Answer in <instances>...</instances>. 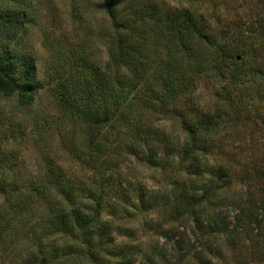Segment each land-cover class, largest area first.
<instances>
[{"label": "rangeland", "instance_id": "374dc122", "mask_svg": "<svg viewBox=\"0 0 264 264\" xmlns=\"http://www.w3.org/2000/svg\"><path fill=\"white\" fill-rule=\"evenodd\" d=\"M108 2L125 25L142 17L127 36L114 33L104 0H0V53L29 59L35 85L23 103L17 93L0 91V264H264V228L257 243L253 224L244 226L251 227L249 234H205L213 215L232 228L240 207L264 198V177L256 174L264 167V0ZM167 17L185 18V24L190 19L203 36L229 38L231 47L241 41L244 54H228L242 65L230 64L222 80L214 71L199 72L198 61L211 47L194 44L192 29L181 45L161 24ZM9 19L21 24L6 29ZM117 39L125 54L134 40L132 49L144 58L147 71L120 85L111 73V90L120 93L116 103L124 118L108 132H97L106 139L96 153L86 147L96 131L85 126L84 116L70 110L61 94L68 88L85 97L84 67L104 71L108 49ZM256 65L257 73H246ZM167 76L174 81L185 76L183 96L157 99L149 85L160 90ZM112 100L111 113L116 108ZM192 107L229 114L232 109L239 116H224L211 136L203 164L225 173L216 178L220 186L212 200L194 206L186 203L187 196L199 195L192 181L205 176H189L190 167L177 152L185 137L179 114ZM139 126L140 137H135L132 128ZM57 182L77 187L80 223L60 209L70 204Z\"/></svg>", "mask_w": 264, "mask_h": 264}, {"label": "trees", "instance_id": "16d2710c", "mask_svg": "<svg viewBox=\"0 0 264 264\" xmlns=\"http://www.w3.org/2000/svg\"><path fill=\"white\" fill-rule=\"evenodd\" d=\"M104 2L106 4V14L112 22L114 33L117 37L127 36V32L131 29H135V23L138 20L142 19V17L137 18L134 23H132V25H125L124 23L120 22L117 16L118 14H116L115 9L112 5H110L108 0H104ZM154 19L155 22H157L158 15H155ZM183 19L185 18L176 17L172 19L167 17L163 22H161V24L165 26V30L168 33L172 34L179 40L181 45L183 44L184 37L187 35L186 33H189V30L192 29L194 31V33L192 34L194 44L204 43L208 46V48L211 47L210 52L204 58L198 61L197 65L200 68L199 72L201 70L214 71V76L222 80V78L224 77L225 70L230 67V64L237 61L234 54L229 55L228 53L234 50L238 51L239 54H241L240 56L244 54L242 53L244 52L243 47L239 46V43L241 41H238L236 45L233 44V46L231 47L229 45V38L225 37V39H220L219 41H216L213 38L203 36V29L200 31L196 25V22H192L190 21V19H187L185 24L183 22ZM18 24H21V22L15 21L14 19H9V21L4 23V28L12 29ZM182 25H184V27H182ZM10 37V34L4 33L5 39H10ZM118 40L119 39H117V45L114 48L109 47L108 49V59L103 67L104 71H100V69L98 68L94 70L90 69L87 66L84 67L85 71L84 73H82V76L80 78H82V81L84 82V87L87 86V89L85 90V97L77 95V90L74 93L71 92L68 88L62 89L64 93L61 94V100L66 102L68 108H71L70 110L75 112L78 116H84L83 121L85 124H87L85 126H87L90 131H93V133L96 131L95 134L91 133L88 136V140L86 143V147L88 146L89 148L88 150H95L96 153L102 151L101 149H103L105 144L103 141H105L106 139V137H104V134H101L100 137H98L97 132L100 131V129H104V132H108V130L112 129L113 126L118 125L117 122L123 121L124 118L122 114H118L121 110V107L119 103H116V101L117 95H120V93L117 89H114V91L112 92V81L120 85L124 78L130 79L127 81L139 80L143 75H145L147 71V63L144 58H141L140 56L137 57L135 51H133L132 49V44H134V40L132 44L129 43L131 45L127 47L126 54L122 50L124 49L122 41L120 43V41L118 42ZM237 62L239 63L235 65L236 67L242 65L240 61ZM257 70L258 65H256L254 68H246V73L252 75L253 72L257 73ZM230 72L231 71H229V73ZM111 73L113 74L112 81ZM173 77L174 76L169 78V76H167V84L163 83V85H166H162L160 90L155 89V85H149V88H152V90L155 91L154 95L157 94V99L164 98L165 95L170 98H178L179 95L183 96L185 94L184 92L186 91L187 81L185 80V76L177 77L176 81L172 80ZM229 77L232 78L231 82L235 83L236 77L231 73L229 74ZM75 78L76 77L72 78L71 80ZM89 83L91 84L96 97H93ZM108 83L110 84V87H108ZM73 85H75V89H77V82H74ZM34 88L35 85L33 63L27 58L15 60L10 57L8 51H6V53H0V91L4 93H17L20 98V102L23 103L25 100L28 101L31 98L32 91L34 90ZM238 88L240 87H236V90ZM223 90H225L224 87ZM107 91L109 92L108 96ZM70 98H72V101L70 100ZM73 98H75V100ZM229 98H227V100ZM109 99H113L112 102L116 104V108L114 109L113 113L110 112V105L108 103ZM230 99L228 101L233 102L232 99ZM75 101H77L76 104L73 103ZM121 111L124 113L123 110ZM80 112L81 114L79 115L78 113ZM230 113L231 114H229L228 111L222 109H215L213 111H210L204 110L202 107H192L179 114V116L184 122L183 129L185 132V137L183 142L178 143L177 152L180 153V157L183 159L182 162L187 163V167H190V171L188 170L187 172L189 176L192 174L205 176L201 182H196L195 180L192 181V186L195 187L196 191L199 190V195H197V193H192L191 195L187 196L186 203L190 204L191 206H194L197 202L199 203L202 201H211V196H213L215 188L220 186L219 182L216 181V178L219 179L221 174L225 172L223 171L222 173H217L219 174L217 175L216 171L209 169L206 166L205 162L203 164V158L204 153L209 150V148H211L212 142L214 141V137L211 136L216 133L224 116L229 114L233 116L235 120L238 119L239 116L236 114V111L230 109ZM111 114L116 115L117 118H114L113 115L111 116ZM190 116H193L194 118L190 119L189 122L186 121ZM132 131L134 132L133 136L140 137V126L138 127V129L132 128ZM147 135L148 132H145V141L147 140ZM143 140L144 139L142 138V141ZM175 146L176 145H172L173 149H170L173 155L176 154L174 152ZM96 153H91V155H96ZM149 162H151L150 158ZM228 170L229 169L226 168V171ZM256 174L264 177V167L257 169ZM197 178L198 177L196 176V179ZM55 185L59 190H61L60 194L67 196V200L63 199L66 204H70L66 207L64 206L60 208L64 209V216L66 215L67 218L69 216L74 215V221L80 223L81 218L78 217V215H81L83 213L79 211L78 208L75 209V199L78 196L77 187H69V185L66 184L61 185L60 182H57ZM139 200H142L141 202H143V197L141 195L139 196ZM175 201L173 202L176 204ZM172 206L175 208V210L178 209V205ZM213 216L214 217L210 218V222L205 226V234L214 236L215 233L219 234V232H221L222 234H225L230 237H234V235H239L242 233V231L243 234H249L251 233V227L248 229L244 226H249V224H253L257 232L253 238V241L255 240L254 242L257 243L256 241L260 237L259 232L261 231V229L264 228V198L255 199L252 200V202L249 201L248 203H246L245 207H240L237 218L235 219L232 228L228 227L227 221H225L224 218L221 219L219 217L218 219L216 215ZM85 223H83V226L85 225ZM91 224H95V220L90 222L89 226ZM249 236L250 235H245L244 237L250 240L251 237ZM233 242L238 241L236 240ZM254 242H251L250 245L254 244ZM126 254L128 255L129 253ZM163 258H165V255L163 256Z\"/></svg>", "mask_w": 264, "mask_h": 264}]
</instances>
